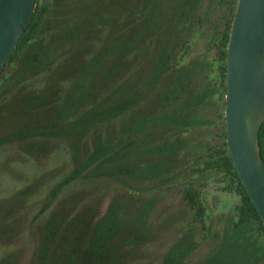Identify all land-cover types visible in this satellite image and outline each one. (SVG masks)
<instances>
[{
    "label": "rangeland",
    "instance_id": "obj_1",
    "mask_svg": "<svg viewBox=\"0 0 264 264\" xmlns=\"http://www.w3.org/2000/svg\"><path fill=\"white\" fill-rule=\"evenodd\" d=\"M46 1L47 28L0 78V264L31 261L41 229L61 198L63 208L69 205L66 212L87 210L99 217L112 202L126 209L128 219L135 216L139 204L148 207L143 230L127 231L126 236L119 233L132 241L122 247L117 264H162L180 238L191 247L185 264L217 254V241L228 232L238 197L217 190L213 174L200 176L194 169L201 165L203 143L225 140L221 116L225 90L215 92L217 66L211 61L215 50L205 48L212 26L223 21L219 0H156L146 10L145 0ZM164 44L171 62L176 60L179 67L172 71L173 77L182 75L180 81L186 84L176 106L178 112H165L153 120L139 114L144 122H131L133 136L138 135L135 145H125L118 161L111 157L100 167L99 177L87 175L65 185L49 205L51 189L71 169L81 145L92 146L93 135L98 130L107 134L108 128L84 127V120L83 127H76L67 137L40 132L53 134L69 121L63 119L55 126L57 115L65 110L61 108L64 100L75 108L69 114L80 116V105L125 99L119 91L129 84L135 86L140 76L157 66V53ZM166 72L160 76V88L153 87L142 97L141 108L153 101V108L158 109L159 90L174 82H170L171 76L166 80ZM204 73L212 103H200L195 116L172 122L169 117L191 109V100H201L208 82ZM99 78H103L100 86ZM126 126L113 123L107 135ZM124 161L131 170L118 167ZM190 182L202 189L209 214L204 226L190 221L191 211L182 199L183 188ZM3 233L6 235L1 236Z\"/></svg>",
    "mask_w": 264,
    "mask_h": 264
},
{
    "label": "trees",
    "instance_id": "obj_2",
    "mask_svg": "<svg viewBox=\"0 0 264 264\" xmlns=\"http://www.w3.org/2000/svg\"><path fill=\"white\" fill-rule=\"evenodd\" d=\"M155 2L156 0H145L143 8L146 10L148 7H152ZM236 2L237 0H219V4L223 6V13L221 15L223 21L212 26L211 33L207 36L205 42L207 51L211 49L215 50L213 60L211 61L217 66L215 69L217 73V79L215 81L216 94L219 91L225 90L226 47ZM48 10L49 5L46 0H39L37 2L31 20L23 35L18 40L8 63L4 67V71L11 62L18 61L34 38L41 31H44V28H47L45 24L47 23L46 17ZM164 45L160 48L161 51L157 53V66L138 78L137 84L139 83L140 86L137 84L135 86L129 84L124 91L118 90L125 99L123 98L118 102L114 99H109L112 102L108 100L106 103L99 101V103H94V105L86 107L80 105L82 108L80 107L81 115H78L79 117L72 115L74 112L69 114L70 109L73 110L74 107L68 105V102L64 100L61 108H65V110L62 111L61 115H57L58 118L56 119L55 126L59 125L58 123L63 119L69 121L64 126H59L60 129H56L53 134L47 131L40 132L46 135L67 137L69 134H74L76 127H83L84 120V127H99L100 129L101 127L104 128L107 126V134L111 132L109 127L113 123L121 122L125 126L128 125L115 135L102 134L98 130L93 135L92 146L81 145L80 151L78 154H75L71 169L51 189L49 205L56 200L57 195L62 192V188L65 185L73 181H78L87 175L99 177L100 167H105L112 160L111 157L115 161H118L125 145H135V140L138 139V135L133 136V123L138 122L139 124L142 121L144 122L139 114L147 115V120H153L160 115H164L165 112L170 114L178 112L176 106L186 84L180 81L179 76L182 75L173 77V72L179 70V67H177L176 60L175 62H171L170 55L167 53L168 46L166 44ZM173 57L175 59L177 58L175 54ZM211 61L210 63H204L201 69L203 70L206 65L211 64ZM164 70L168 71L166 72L168 74L166 80L171 76L170 82L173 80L174 82L166 90H159L158 100H160V105L158 109L153 108V101H151L148 108L147 106L144 109L141 108L142 97L151 88H160L159 80ZM148 76H150L149 80L145 79ZM204 79L208 81L205 73ZM102 81L103 78H99V86ZM172 88L174 90H171ZM95 91L94 89L92 90L91 97L94 96ZM201 94V100H191V109L188 108L184 114L179 111L181 113L180 115L176 114L169 117V119L174 122L178 119L189 118L193 113L195 116L198 110V104L212 103L209 98L211 94L209 81L207 82V88ZM192 96L191 94L190 99ZM188 103H190V100ZM96 109L97 111H95ZM169 109L171 110L170 112ZM70 116H74V118ZM221 116L224 118L223 115ZM132 117L133 119L131 121ZM131 122L133 123L131 124ZM182 131H185V129H182ZM34 135L35 133L32 134V136ZM19 136L23 137L24 135L22 133ZM222 137L225 138V130L223 131ZM259 144L261 155L264 159V122L259 130ZM202 145H205V148L204 153L199 156L201 165L196 167L194 172L204 177L213 174V181L218 185L217 190L234 194L238 197V202L234 206L235 217L232 219L229 229H227L228 232L224 238H219L217 241L218 250L215 251L217 254L212 252L204 261L196 264H264V223L237 174L227 149L226 141H217L214 143L207 141ZM73 146L77 149L76 145ZM84 150L85 152L82 154ZM124 162V164H120L118 167L129 168L128 161ZM129 169L131 170V168ZM182 199L191 211L190 221L204 226L209 214H207L206 205L203 201L202 189L190 182L183 188ZM63 201L61 198L55 203L54 209L51 211L41 229L39 243L34 250L35 254L31 261L29 259V263L27 264H117L118 259L124 251L122 247L127 242L132 241L130 237H120L119 233H123L126 236L127 231L129 233L131 230H143L147 220L145 211L148 207L145 204H139L141 207L135 216L133 215L128 219L126 209L119 208L120 205L118 202L109 203L102 216L99 217V214L93 215L87 210L81 213H74L70 210L66 212V208L68 207L69 209V205L63 208L61 204ZM58 203L61 204V209H56ZM125 220L128 221L126 225ZM2 235L5 236L6 234L3 233ZM137 237L136 235L133 236L134 239ZM179 241V243L173 244L169 248L163 258L162 264H185V256L190 252L191 247L187 246L181 238ZM214 249L215 246L213 251Z\"/></svg>",
    "mask_w": 264,
    "mask_h": 264
},
{
    "label": "water",
    "instance_id": "obj_3",
    "mask_svg": "<svg viewBox=\"0 0 264 264\" xmlns=\"http://www.w3.org/2000/svg\"><path fill=\"white\" fill-rule=\"evenodd\" d=\"M37 0H0V76ZM224 125L233 165L264 223V0H237L226 47Z\"/></svg>",
    "mask_w": 264,
    "mask_h": 264
}]
</instances>
